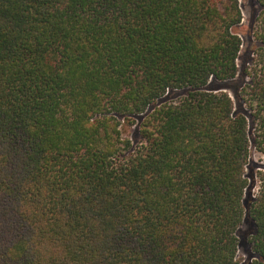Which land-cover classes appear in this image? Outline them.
Masks as SVG:
<instances>
[{"label": "trees", "instance_id": "trees-1", "mask_svg": "<svg viewBox=\"0 0 264 264\" xmlns=\"http://www.w3.org/2000/svg\"><path fill=\"white\" fill-rule=\"evenodd\" d=\"M259 2L243 87L239 0H0V264H264Z\"/></svg>", "mask_w": 264, "mask_h": 264}, {"label": "rangeland", "instance_id": "rangeland-1", "mask_svg": "<svg viewBox=\"0 0 264 264\" xmlns=\"http://www.w3.org/2000/svg\"><path fill=\"white\" fill-rule=\"evenodd\" d=\"M239 4L243 13V20L241 24L237 27V31L243 40V46L240 54V58L238 59L240 75L233 80L232 84L237 85L241 84L243 87H246L251 81L254 73L257 71V48L259 47L260 41L258 39V33L260 31L261 26V15L263 7L261 6L259 0H239ZM245 74L244 79H242V74ZM230 94L235 100L234 93L232 88L229 89ZM250 95L245 91L243 92V98L247 102L245 103V108L251 105L249 100ZM255 109L249 110V114H251L252 120L254 117L252 115L255 114ZM250 118V119H251ZM252 137H256L259 134L258 126L255 124L252 129ZM258 143V142H257ZM264 172V145L255 144L252 142L251 152L249 164L246 170V175L249 179V187L250 189L247 192L246 201H250V198L255 197L256 194L259 193L260 186V177ZM251 190V191H250ZM251 197H250V194ZM253 230L251 223L249 220H244V223L240 228V240L241 244L238 248L237 252V262L238 264H245L249 260H251L255 252L252 248V245L248 243L247 237L249 233Z\"/></svg>", "mask_w": 264, "mask_h": 264}]
</instances>
